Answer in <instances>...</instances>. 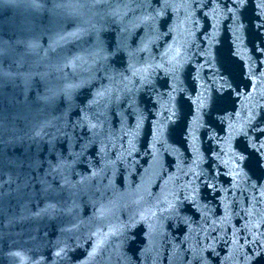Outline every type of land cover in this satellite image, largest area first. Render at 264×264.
Wrapping results in <instances>:
<instances>
[{
  "label": "water",
  "instance_id": "obj_1",
  "mask_svg": "<svg viewBox=\"0 0 264 264\" xmlns=\"http://www.w3.org/2000/svg\"><path fill=\"white\" fill-rule=\"evenodd\" d=\"M0 264H264V0H0Z\"/></svg>",
  "mask_w": 264,
  "mask_h": 264
}]
</instances>
